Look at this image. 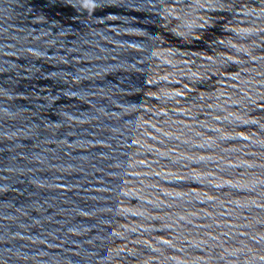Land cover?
<instances>
[{
    "label": "water",
    "instance_id": "95a60500",
    "mask_svg": "<svg viewBox=\"0 0 264 264\" xmlns=\"http://www.w3.org/2000/svg\"><path fill=\"white\" fill-rule=\"evenodd\" d=\"M0 264H264V0H0Z\"/></svg>",
    "mask_w": 264,
    "mask_h": 264
}]
</instances>
